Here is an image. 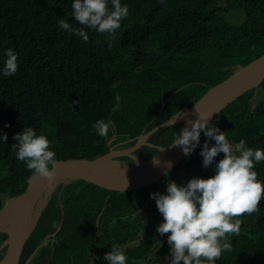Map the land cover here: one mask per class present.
<instances>
[{
  "label": "trees",
  "instance_id": "trees-1",
  "mask_svg": "<svg viewBox=\"0 0 264 264\" xmlns=\"http://www.w3.org/2000/svg\"><path fill=\"white\" fill-rule=\"evenodd\" d=\"M73 0H0V69L5 51L17 54L18 71L0 73V209L5 199L23 193L32 172L16 158L14 134L25 126L45 134L57 160L93 159L111 148L133 146L154 126L190 107L210 87L264 53V0H121L129 9L109 47L108 34L85 28L82 37L59 28L72 17ZM242 8L233 24L220 14ZM78 101L73 104L72 101ZM98 120L112 121L107 137L96 134ZM232 144L245 140L264 150V79L230 102L211 121ZM8 125V127H5ZM182 123L154 131L147 142L168 146ZM206 140L150 186L115 193L81 179L58 183L46 196L18 264H108L102 257L118 244L127 264L151 252L155 244L169 255L167 234L156 204L143 210L151 193L166 194L169 180L178 185L197 167L199 178L214 174L215 163L202 165ZM210 145L214 140L208 141ZM159 153L143 145L132 155L149 159ZM133 163L131 156L116 159ZM264 182V162L255 166ZM5 197V198H2ZM155 202V200H154ZM239 233L229 237L231 251L217 264H264V200L259 213L240 217ZM7 234L0 232L1 247ZM134 264V263H132Z\"/></svg>",
  "mask_w": 264,
  "mask_h": 264
},
{
  "label": "clouds",
  "instance_id": "clouds-1",
  "mask_svg": "<svg viewBox=\"0 0 264 264\" xmlns=\"http://www.w3.org/2000/svg\"><path fill=\"white\" fill-rule=\"evenodd\" d=\"M71 7L72 17L82 27L74 29L61 19L59 28L82 37L84 42L89 39L85 28L106 33L109 47L121 21L129 14L128 6L121 0H73ZM5 56L0 73L11 77L18 71L17 54L8 48ZM72 103L78 104V101ZM196 113V120H186L179 134L175 132L171 146L180 147L183 154L189 156L200 145L203 132L206 137L200 152L203 167L212 165L218 154L222 153L223 157L215 163L212 176L191 178L183 186L169 180L166 194H150L163 218L156 231L161 236L167 234L169 264H217L224 251L232 250L229 237L239 233L240 217L258 214L259 204L264 200V182L255 170L257 164L264 162V150L248 147L243 139L236 144L230 143L225 132L212 125L211 115ZM177 118L178 115L171 118V126ZM112 123L98 120L93 128L98 136L107 137ZM13 139L18 141L11 146L16 158L25 162L33 176L46 180L51 186L56 180L57 167L56 153L50 150L52 142L30 126L14 134ZM209 140L215 143L210 145ZM0 141L7 143V134L2 129ZM102 259L108 264H127L128 257L118 244H114Z\"/></svg>",
  "mask_w": 264,
  "mask_h": 264
},
{
  "label": "water",
  "instance_id": "water-1",
  "mask_svg": "<svg viewBox=\"0 0 264 264\" xmlns=\"http://www.w3.org/2000/svg\"><path fill=\"white\" fill-rule=\"evenodd\" d=\"M263 79L264 53L225 80L210 87L190 107H184L181 112L184 115L176 114L178 118L175 123L181 122V129L184 128L186 120H196V111L204 116L211 115L212 121L230 102L258 85ZM170 120L171 118L156 125L129 148H111L107 153L93 159L57 160L56 180L51 186H48L46 180L31 175L26 190L19 195L7 198L0 209V232L7 234L1 244V247H5V252L0 264H18L23 246L39 216V211L33 214V209L38 205L40 210L46 196L58 183H69L72 180L81 179L98 188L115 193L130 192L159 183L165 176L164 173L171 171L184 157L180 147L171 146V144L158 146L147 142V138L154 131L170 124ZM145 144L156 147L159 151L161 148L163 150L149 159H141L132 155L135 150ZM120 156H131L134 162L128 164L119 162L116 159Z\"/></svg>",
  "mask_w": 264,
  "mask_h": 264
},
{
  "label": "rangeland",
  "instance_id": "rangeland-1",
  "mask_svg": "<svg viewBox=\"0 0 264 264\" xmlns=\"http://www.w3.org/2000/svg\"><path fill=\"white\" fill-rule=\"evenodd\" d=\"M220 15L225 20H227V21H229L230 23H233V24H239V23H241L244 20V11H243L242 8H232V9L223 11ZM155 127L156 126H154L153 128H155ZM160 128H158V129H160ZM175 175L178 178V185L183 186V185H185L187 183V181L189 179L194 178V177H198L199 176V173H198L197 167H194L193 170H192V173L190 174V176L188 178H185L184 176L179 175V174H175ZM2 198H5V197H2ZM154 203H155L154 202V199L146 202L145 205L143 206V210H146L147 208L153 206ZM159 246H160V244H155L153 246V248H152V250H151L150 253H153L154 255L157 256V258H160L161 259L162 257H164V255L161 252H159V250H158L159 249ZM134 264H141V262L140 261H136V262H134Z\"/></svg>",
  "mask_w": 264,
  "mask_h": 264
},
{
  "label": "flooded vegetation",
  "instance_id": "flooded-vegetation-1",
  "mask_svg": "<svg viewBox=\"0 0 264 264\" xmlns=\"http://www.w3.org/2000/svg\"><path fill=\"white\" fill-rule=\"evenodd\" d=\"M160 252V251H159ZM164 257H162L161 259L160 258H157L156 255H154L153 253H148L145 257L141 258V259H138V261L141 262V264H169V255L161 252ZM152 255V256H151ZM134 263V262H132ZM131 263V264H132Z\"/></svg>",
  "mask_w": 264,
  "mask_h": 264
}]
</instances>
